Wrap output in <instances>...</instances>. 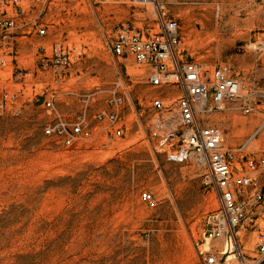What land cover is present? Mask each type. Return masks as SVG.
I'll use <instances>...</instances> for the list:
<instances>
[{
  "label": "rangeland",
  "instance_id": "rangeland-1",
  "mask_svg": "<svg viewBox=\"0 0 264 264\" xmlns=\"http://www.w3.org/2000/svg\"><path fill=\"white\" fill-rule=\"evenodd\" d=\"M156 1L0 0V20H13L0 32V264H202L229 242L206 166L166 159L178 90L151 87L149 66L111 51L131 28L157 31L158 9L177 22L183 62L238 82L235 101L199 119L220 131L233 176L264 193V0ZM114 97L116 121H96ZM58 117L89 136L71 146L45 136ZM235 232L252 257L257 230L248 220Z\"/></svg>",
  "mask_w": 264,
  "mask_h": 264
},
{
  "label": "built area",
  "instance_id": "built-area-1",
  "mask_svg": "<svg viewBox=\"0 0 264 264\" xmlns=\"http://www.w3.org/2000/svg\"><path fill=\"white\" fill-rule=\"evenodd\" d=\"M2 1L15 6L22 2V0ZM131 1L138 4L151 3L158 7L156 0ZM155 22L157 31L145 26L131 28L127 34H121L111 46V51L116 57L129 55L137 64L149 66L152 70L148 77L151 87L173 86L179 92L174 113L177 114L180 131L176 137L175 149L166 155V159L182 164L193 157L198 164L206 166L207 175L204 183L212 186L216 191L219 211L229 234V242L225 243L223 251L216 255H206L202 264H231L233 260L236 264H260L264 262V228H260L257 221L260 218V211L264 210V193L257 190L249 178L233 176L230 168L232 157L224 154L220 149L222 143L220 131L210 126L202 127L199 119L200 114L221 110L225 102L235 101L239 97L240 86L236 80L228 76L224 68L210 69L198 63L183 62L178 57L177 22L165 18L159 9ZM12 26L11 17L0 20V32H5ZM38 32L43 33L41 29ZM41 51L44 49L41 48ZM120 103V98L110 99L107 106L111 110L96 113V121L113 124L117 118V112L113 108ZM1 107L0 104V110ZM46 107L50 108L51 103L46 102ZM152 108L156 111L166 109L159 99L152 101ZM43 133L48 137H56L64 146H71L78 137H88L90 134L89 130L79 123L69 124L59 117L46 125ZM114 134L120 136L121 131L117 129ZM172 140L173 138L170 139ZM247 166L250 170L256 168L253 161ZM258 166L264 167V160L259 162ZM237 196L239 199H236ZM140 199L151 202L152 195L142 192ZM248 220L250 228L257 230L252 257L246 256L240 250L235 238V230ZM214 236V233L208 234L210 239Z\"/></svg>",
  "mask_w": 264,
  "mask_h": 264
}]
</instances>
